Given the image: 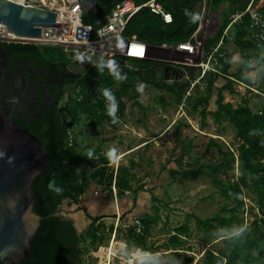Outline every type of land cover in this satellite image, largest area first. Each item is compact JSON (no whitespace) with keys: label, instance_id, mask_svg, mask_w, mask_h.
<instances>
[{"label":"rangeland","instance_id":"obj_1","mask_svg":"<svg viewBox=\"0 0 264 264\" xmlns=\"http://www.w3.org/2000/svg\"><path fill=\"white\" fill-rule=\"evenodd\" d=\"M242 5L243 0L197 3L200 26L191 41L195 51L159 49L149 44L148 58L143 59L150 62L147 67L119 55L115 45H101L96 52L89 46L21 43L35 45L45 58L64 64L67 74H85L96 65L114 61L118 68L141 71L144 76L136 90L123 98L126 110L122 115L116 112V123L110 116L96 121L82 111L77 112V121L68 115V148L86 157L78 173L85 182L86 197L91 193L92 198L71 207L64 206L71 201L64 202L59 214L73 221L82 236L85 264H180L187 256L194 257L193 264H202L207 250L217 256L222 254L228 233L222 229L217 240L207 242L194 216L207 219L235 214L245 220L248 233L252 232L253 222L261 218L253 193L244 189L238 196H226L213 181L216 175L225 182H237L240 175L236 129L227 117L218 122L213 115L226 79L233 80L235 88V93L223 91L226 102L235 107L249 106L255 113L264 108V44L240 50L236 39L240 35L251 41L249 27L235 25L227 29L236 21ZM224 25L227 26L221 34ZM224 34L226 59L213 62L212 69L205 72L200 65L208 61L209 53ZM7 40L0 36V43ZM230 52L235 54L232 62L238 66L233 71L244 68L252 86L241 83L231 73L224 75ZM77 57H82L83 62ZM211 81L215 87L210 92ZM140 84L144 85L142 92L137 90ZM159 84L173 90H161ZM84 98L82 88L69 85L59 108L76 109ZM107 103L106 100V107ZM203 112H208L205 119ZM228 150L236 153L234 169H228L226 163ZM221 162L225 171L214 176L205 167ZM198 169L205 173L197 179L184 175ZM125 179L131 190L126 188L120 195L117 180ZM138 186H144L145 194L141 195V191L135 197L132 190ZM143 196L149 201L146 205H142ZM186 223L189 232L180 235V245L173 247L172 236ZM131 229L135 233L129 232ZM94 232L97 239L92 236Z\"/></svg>","mask_w":264,"mask_h":264},{"label":"trees","instance_id":"obj_2","mask_svg":"<svg viewBox=\"0 0 264 264\" xmlns=\"http://www.w3.org/2000/svg\"><path fill=\"white\" fill-rule=\"evenodd\" d=\"M124 1L128 0H99L107 14L111 13L116 4ZM132 1L142 5L150 0ZM159 1L172 14L174 22L166 24L161 16L144 8L132 18L125 35L129 38L136 36L140 41L156 46L165 44L178 46L191 42L200 26V19L196 23H192L190 16L186 13H197L200 17V13L195 11V7L202 0ZM248 1L243 0L239 11H244ZM83 20L87 25L97 28V24L105 19L100 12L92 10L84 14ZM244 25L250 26L248 17L237 26ZM226 26L224 25L221 34L225 31ZM1 45L8 51L15 49L36 54L42 63V68L48 69V73L42 70L43 74L34 80L41 84L36 89L39 99L36 104L37 112L26 124V128L42 140L48 151L46 169L33 185L36 195L34 210L42 217V222L33 240L30 255L21 264H85L82 236L78 234L73 221L67 220L59 214L64 202L71 201L79 204L85 194V182L81 180L78 168L85 163L86 157L76 149L68 148V115H73L74 121H77V112L82 111L96 121L106 120L109 115L107 114L106 98L103 96L104 89L111 90L118 105L117 113L124 114L126 105L123 98L130 91L136 90L137 84L144 80V76L141 71L117 67L119 75L126 77V79L117 80L106 64L96 65L85 74H67L64 64L45 58L37 46L8 43ZM236 45L240 50L258 48L252 40L246 41L240 35L236 39ZM234 56L235 54L229 53L230 62L224 67L223 73L225 75L231 73L230 75L238 81L252 86V80L244 73V68L233 71ZM129 60L138 61L144 67L150 64L146 60L133 58H129ZM74 84L83 89L85 98L78 103L76 109L68 107L60 109L59 104L65 90L69 85ZM233 84V80L226 79L225 86L219 90L216 101L218 110L213 115L218 122L227 117L236 129V139L240 141L236 150L240 170L238 181L225 182L215 175L218 171H225L223 162L205 167L211 171L213 176L215 175L213 181L220 186L224 195L238 196L243 193L244 189L253 193L262 216L258 221L253 222L251 233L246 232V228L239 236L234 233L240 227L245 226V220L235 214L231 216L218 215L207 219L194 216L197 227L204 232L207 242L212 243L217 240V235L222 229L228 233L225 235L226 246L222 254L217 256L215 252L207 250L202 264H264V108L261 112L255 113L249 106L235 107L231 102H226L223 91L229 90L230 93H235ZM214 85L215 82L211 81L210 92L213 91ZM158 87L161 90H173L166 84H159ZM46 92H49L51 96L49 102L46 99ZM207 99H202V101ZM141 107L143 108V106ZM22 113H20L22 117L17 118V123L23 122L27 117L25 113ZM207 116L208 112H203V118L205 119ZM212 143L214 144L215 141L212 140ZM228 154L229 157L226 160L228 169H234L236 153L228 150ZM204 173V169H198L187 171L184 175L197 179ZM94 177H97V174ZM116 186L120 195L125 192L126 188L131 190L126 179L117 180ZM132 191L136 197L139 192L144 191V186H138ZM154 201L157 199L154 198ZM92 227L90 225L89 229L91 230ZM189 229L188 223L177 228L176 234L171 238V245L179 246L180 235L187 234ZM129 232L135 233L133 229ZM92 236L97 239L95 232ZM193 263L194 257L192 256H187L180 262V264Z\"/></svg>","mask_w":264,"mask_h":264},{"label":"water","instance_id":"obj_3","mask_svg":"<svg viewBox=\"0 0 264 264\" xmlns=\"http://www.w3.org/2000/svg\"><path fill=\"white\" fill-rule=\"evenodd\" d=\"M85 14L96 10L107 17L99 0H81ZM57 14L47 9L0 0V23L21 37H41L42 28L71 26L56 23ZM0 43V264H21L30 255L33 240L42 222L34 208L36 195L33 185L45 171L48 151L42 140L26 128L36 112V101L26 109V92L35 87L26 78L11 101V109L3 97V88L11 77L7 54ZM23 45V44H22ZM35 46V45H32ZM36 47V46H35ZM27 77V76H26ZM23 96H19L20 94ZM8 99V98H7ZM9 100V99H8ZM19 103L26 119L17 123L14 114ZM14 109V110H13ZM11 158V162L9 159Z\"/></svg>","mask_w":264,"mask_h":264},{"label":"built area","instance_id":"obj_4","mask_svg":"<svg viewBox=\"0 0 264 264\" xmlns=\"http://www.w3.org/2000/svg\"><path fill=\"white\" fill-rule=\"evenodd\" d=\"M13 2L36 6L47 9L57 14L56 23L71 24V26H48L42 28L41 37H35L34 41L19 40L9 38L0 29L3 36L7 38V42L29 43L35 45H62L66 47L74 46H89L93 47L94 51L101 45H115L119 55L125 58L147 59L149 54V44L140 41L136 36L129 38L125 35L128 25L132 18L136 16L144 8H148L151 12L162 17L166 24H172L174 18L167 11L159 0H150L142 5L136 4L132 0L120 2L115 5L113 10L107 17H104L103 22H99L97 28L92 25H87L84 20V10L81 0H11ZM264 0H249L244 11H239L236 21L230 25L235 26L242 24L246 17L250 20L249 29L251 31V40L257 45L264 44ZM228 31V30H227ZM227 34V33H225ZM225 34L219 44L209 53L208 61L201 63L200 67L206 72L211 70V64L218 60L226 59V52L223 50ZM122 39V40H121ZM121 40V41H120ZM119 41V42H118ZM191 44L189 53L195 51L196 46ZM185 44L178 46L163 45L158 48L184 51ZM116 52V51H115ZM240 83V82H239ZM242 83V82H241Z\"/></svg>","mask_w":264,"mask_h":264},{"label":"flooded vegetation","instance_id":"obj_5","mask_svg":"<svg viewBox=\"0 0 264 264\" xmlns=\"http://www.w3.org/2000/svg\"><path fill=\"white\" fill-rule=\"evenodd\" d=\"M8 44H16V45H22L19 42H6ZM7 54V65L8 70L11 74V77L6 81L4 88H3V97L7 104V106L11 109V99L13 98L16 91L20 89V82L23 84V82H26V78L29 77V81L33 84H30L32 87H35L36 89L38 86H41L40 83L35 82L34 80L36 78H39L41 74H43L42 70L48 73V69L42 68V63L39 60V58L34 53H27L25 51H8L6 49ZM27 76V77H26ZM35 89V92H26L24 95H28L26 99L24 100V105L26 109H30V106L35 103L38 104V96L37 91ZM24 95L21 93L19 96ZM50 94L49 92H46V99L47 102L50 100ZM9 100H8V99ZM16 106V105H15ZM14 106V109H16V112L14 114V120L17 121V118L22 117L20 113L23 112V110L20 109L19 103H17V107ZM13 109V110H14ZM24 113V112H23ZM22 113V114H23ZM26 119V118H25ZM28 123V122H27Z\"/></svg>","mask_w":264,"mask_h":264},{"label":"clouds","instance_id":"obj_6","mask_svg":"<svg viewBox=\"0 0 264 264\" xmlns=\"http://www.w3.org/2000/svg\"><path fill=\"white\" fill-rule=\"evenodd\" d=\"M187 15L190 16V20L192 23H196L200 17L197 13H186ZM78 60H80L81 62H83V58L82 57H77ZM106 66L109 68V70L111 71V73L116 77L117 80H123V79H126V77H121L119 75V72L117 70V66L115 64L114 61H108L106 62ZM143 88H144V85L143 84H140L138 86V91L142 92L143 91ZM103 96L106 98L107 100V114L112 117V121L113 123H116L117 122V117H116V112H117V108H118V105L116 103V100H115V96L114 94L111 92L110 89H104L103 90ZM2 155V154H0ZM89 156H91V153H89ZM9 162H11V158L9 159ZM56 191H59V189H56ZM245 228H247V225L243 226V227H240L238 231H236L234 234L236 236H239L241 232H243L245 230Z\"/></svg>","mask_w":264,"mask_h":264},{"label":"bare ground","instance_id":"obj_7","mask_svg":"<svg viewBox=\"0 0 264 264\" xmlns=\"http://www.w3.org/2000/svg\"><path fill=\"white\" fill-rule=\"evenodd\" d=\"M4 29V32L7 34V36H10L9 38H13V39H19V40H28V41H34L35 37H21L18 36L17 34H15L14 32H12L11 30H9L5 25H3L2 23H0V29ZM3 33L0 32V36H2ZM185 47H183V49L186 50H190L191 46L190 45H184Z\"/></svg>","mask_w":264,"mask_h":264},{"label":"crops","instance_id":"obj_8","mask_svg":"<svg viewBox=\"0 0 264 264\" xmlns=\"http://www.w3.org/2000/svg\"><path fill=\"white\" fill-rule=\"evenodd\" d=\"M186 52H188V51H186ZM232 64H233V68L234 69H238V66H235V62H232ZM220 74V73H219ZM225 75V74H224ZM145 194V192L144 191H142V194L141 195H144ZM142 197V196H141ZM141 197H140V201H141ZM92 198V194L90 193V196L89 197H86V195L84 194V196H83V201H90V199ZM143 198H144V202L142 203V205H146V204H148V199L147 198H145V196H143ZM145 203V204H144ZM72 205H74V203H72V202H70V203H66V205H64V206H67V207H71ZM76 205V204H75Z\"/></svg>","mask_w":264,"mask_h":264}]
</instances>
